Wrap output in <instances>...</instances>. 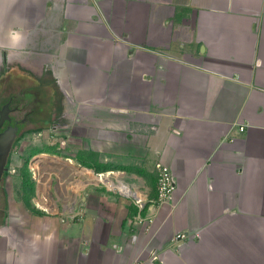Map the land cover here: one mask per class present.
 <instances>
[{
  "label": "crops",
  "instance_id": "0c3cea01",
  "mask_svg": "<svg viewBox=\"0 0 264 264\" xmlns=\"http://www.w3.org/2000/svg\"><path fill=\"white\" fill-rule=\"evenodd\" d=\"M0 67L55 79V154L146 201L90 186L76 219L6 212L0 264H264V0H0Z\"/></svg>",
  "mask_w": 264,
  "mask_h": 264
},
{
  "label": "built area",
  "instance_id": "2783aa9c",
  "mask_svg": "<svg viewBox=\"0 0 264 264\" xmlns=\"http://www.w3.org/2000/svg\"><path fill=\"white\" fill-rule=\"evenodd\" d=\"M244 126L240 127L241 131ZM69 162V163H68ZM31 166L35 182V206L47 214H62L66 220L80 214L78 195L90 186H103L109 191L131 199L140 210L145 206L142 193L127 177L123 169L97 170L75 162L72 158L57 154L37 155ZM175 179L169 165L161 164L157 169L158 205L176 204ZM153 220L150 219V222ZM185 233H178L174 243L180 245L186 239Z\"/></svg>",
  "mask_w": 264,
  "mask_h": 264
},
{
  "label": "rangeland",
  "instance_id": "374dc122",
  "mask_svg": "<svg viewBox=\"0 0 264 264\" xmlns=\"http://www.w3.org/2000/svg\"><path fill=\"white\" fill-rule=\"evenodd\" d=\"M0 69L2 68L0 67ZM41 79L44 80L46 85L39 89L40 97L38 101L40 107H42L41 114L49 119L56 118L59 112L58 104L60 103L61 96L58 94L56 85L48 74L41 76ZM41 125L42 127L39 130L21 136L12 151L7 174L3 177L1 184L0 221L5 218L6 212L20 215L27 213H46L35 206V194L29 202H26V177L28 176L33 181L31 166L36 167L32 162L37 155L54 152V150H58L59 148H62L60 150H64L65 147L63 145L58 147V144H55V142L51 143L53 128L49 121ZM5 202L7 206L3 209ZM19 226L23 228L20 224L17 225V228Z\"/></svg>",
  "mask_w": 264,
  "mask_h": 264
},
{
  "label": "flooded vegetation",
  "instance_id": "af4514ba",
  "mask_svg": "<svg viewBox=\"0 0 264 264\" xmlns=\"http://www.w3.org/2000/svg\"><path fill=\"white\" fill-rule=\"evenodd\" d=\"M13 74L7 71L0 73V133L9 128H16L12 151L21 136L39 130L42 123L49 121L52 125L53 122V118L49 119L41 114L42 107L38 101L39 89L43 87L41 77L27 78L20 72ZM12 82L19 87L14 88Z\"/></svg>",
  "mask_w": 264,
  "mask_h": 264
},
{
  "label": "water",
  "instance_id": "95a60500",
  "mask_svg": "<svg viewBox=\"0 0 264 264\" xmlns=\"http://www.w3.org/2000/svg\"><path fill=\"white\" fill-rule=\"evenodd\" d=\"M1 122V121H0ZM16 128H9L0 133V188L4 174L7 171V164L12 151L13 143L16 138ZM80 215H76L71 219L79 218Z\"/></svg>",
  "mask_w": 264,
  "mask_h": 264
},
{
  "label": "trees",
  "instance_id": "16d2710c",
  "mask_svg": "<svg viewBox=\"0 0 264 264\" xmlns=\"http://www.w3.org/2000/svg\"><path fill=\"white\" fill-rule=\"evenodd\" d=\"M52 80H53V82L56 85V89L58 91V94L61 96V92H60V90H59V88L57 86L56 80L55 79H52ZM59 108H60V103L58 104V110H59ZM55 151H56V153L58 152V150H54V153H55ZM97 170H107V169H99V168H97ZM6 174H5V176H6ZM35 188H36L35 187V182L30 180V178L27 176L26 177V187H25V191H26V199L25 200H26V202H29L31 200V198L34 196Z\"/></svg>",
  "mask_w": 264,
  "mask_h": 264
},
{
  "label": "clouds",
  "instance_id": "9594fccd",
  "mask_svg": "<svg viewBox=\"0 0 264 264\" xmlns=\"http://www.w3.org/2000/svg\"><path fill=\"white\" fill-rule=\"evenodd\" d=\"M11 38H12L13 42L18 41L21 38L20 33L19 32L11 33Z\"/></svg>",
  "mask_w": 264,
  "mask_h": 264
}]
</instances>
